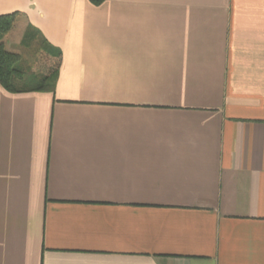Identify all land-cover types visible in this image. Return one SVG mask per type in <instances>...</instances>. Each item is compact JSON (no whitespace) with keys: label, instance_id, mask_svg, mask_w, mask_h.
<instances>
[{"label":"crops","instance_id":"crops-1","mask_svg":"<svg viewBox=\"0 0 264 264\" xmlns=\"http://www.w3.org/2000/svg\"><path fill=\"white\" fill-rule=\"evenodd\" d=\"M12 12L59 68L0 85V264H264V0Z\"/></svg>","mask_w":264,"mask_h":264},{"label":"trees","instance_id":"trees-1","mask_svg":"<svg viewBox=\"0 0 264 264\" xmlns=\"http://www.w3.org/2000/svg\"><path fill=\"white\" fill-rule=\"evenodd\" d=\"M90 1L95 5H99L105 0ZM19 17V12H12L0 16V85L11 92H22L27 90L54 91L58 77L59 64H56L55 67L50 68L48 73L36 79H33V76H31L33 75L32 73L30 77H26V73L21 69L20 54L8 51L2 42L3 38L14 29ZM31 30H33L32 26L28 28L25 35L26 42L32 38ZM32 81L35 82L33 85H31ZM27 83H30L29 86L26 85Z\"/></svg>","mask_w":264,"mask_h":264},{"label":"rangeland","instance_id":"rangeland-1","mask_svg":"<svg viewBox=\"0 0 264 264\" xmlns=\"http://www.w3.org/2000/svg\"><path fill=\"white\" fill-rule=\"evenodd\" d=\"M21 57L23 58L21 62V69L22 70L24 69V72L26 73V77L28 76L30 77L31 72L33 71H38V73H40V71H43L44 64L48 62L45 49L43 48V45L40 42H37V40H33V43L31 44V46H29V48L23 49V56ZM34 83L35 82L32 81L31 85H33ZM29 84L27 83L26 85L29 86Z\"/></svg>","mask_w":264,"mask_h":264}]
</instances>
